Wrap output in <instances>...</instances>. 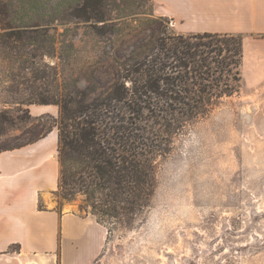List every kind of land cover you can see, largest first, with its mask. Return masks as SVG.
Returning a JSON list of instances; mask_svg holds the SVG:
<instances>
[{"label":"rangeland","instance_id":"obj_1","mask_svg":"<svg viewBox=\"0 0 264 264\" xmlns=\"http://www.w3.org/2000/svg\"><path fill=\"white\" fill-rule=\"evenodd\" d=\"M105 17L103 31L90 22L54 24L41 64L34 58L43 52L31 46L6 50L0 112L16 118L28 109L31 121L56 117L55 106L38 115L34 105L16 102L55 87L97 91L99 70L110 72L114 58L126 59L137 41L157 38L148 19L161 18L168 32H177L151 0H108ZM27 121L0 128V147L25 144L33 128ZM155 165L146 210L133 220H101L107 240L95 264H264V81L252 88L241 81L238 94L174 135ZM59 197L85 213L82 196Z\"/></svg>","mask_w":264,"mask_h":264},{"label":"trees","instance_id":"obj_2","mask_svg":"<svg viewBox=\"0 0 264 264\" xmlns=\"http://www.w3.org/2000/svg\"><path fill=\"white\" fill-rule=\"evenodd\" d=\"M107 1L0 0V61L6 50L31 46L43 52L42 58L33 57L41 64L49 56L44 52L53 43L54 24L82 21L105 30ZM146 22L157 38L137 41L126 59L114 58L110 72L101 67L95 76L102 84L97 91L55 87L16 102L55 106L56 117L31 121L28 109L16 118L0 112V128L27 120L33 126L25 144L0 147V153L57 131L58 194L65 199L82 196L85 213L100 224L102 219L133 220L142 214L155 190L156 157L167 153L172 137L187 124L241 87L242 35L172 33L161 18Z\"/></svg>","mask_w":264,"mask_h":264},{"label":"crops","instance_id":"obj_3","mask_svg":"<svg viewBox=\"0 0 264 264\" xmlns=\"http://www.w3.org/2000/svg\"><path fill=\"white\" fill-rule=\"evenodd\" d=\"M151 1L178 33L242 35V82L264 81V0ZM57 142L53 130L0 153V264H95L103 251L105 226L59 197Z\"/></svg>","mask_w":264,"mask_h":264},{"label":"bare ground","instance_id":"obj_4","mask_svg":"<svg viewBox=\"0 0 264 264\" xmlns=\"http://www.w3.org/2000/svg\"><path fill=\"white\" fill-rule=\"evenodd\" d=\"M51 138V137H50ZM46 142V141H45ZM47 143V142H46Z\"/></svg>","mask_w":264,"mask_h":264}]
</instances>
